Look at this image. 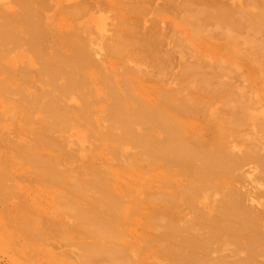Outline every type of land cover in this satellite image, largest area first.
I'll use <instances>...</instances> for the list:
<instances>
[{
  "label": "bare ground",
  "instance_id": "bare-ground-1",
  "mask_svg": "<svg viewBox=\"0 0 264 264\" xmlns=\"http://www.w3.org/2000/svg\"><path fill=\"white\" fill-rule=\"evenodd\" d=\"M12 196L79 264H264V0H0Z\"/></svg>",
  "mask_w": 264,
  "mask_h": 264
},
{
  "label": "rangeland",
  "instance_id": "rangeland-1",
  "mask_svg": "<svg viewBox=\"0 0 264 264\" xmlns=\"http://www.w3.org/2000/svg\"><path fill=\"white\" fill-rule=\"evenodd\" d=\"M24 194L27 195V199L33 196V192ZM20 199L24 200L25 197L16 198V196H12L8 201L0 203V264H79L77 262L78 255H76L79 247L69 242L65 245V243L59 242H64L61 238L60 240L55 239V241L50 239V243L40 247L25 241L23 237L13 239V231L3 215L10 207L16 206V202ZM52 207L53 203L48 207L42 205L41 209L44 212L42 215L47 216L52 211ZM52 237L54 238V236ZM34 247L41 250H34Z\"/></svg>",
  "mask_w": 264,
  "mask_h": 264
}]
</instances>
